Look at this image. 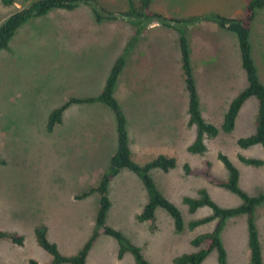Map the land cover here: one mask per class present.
<instances>
[{"label":"rangeland","instance_id":"374dc122","mask_svg":"<svg viewBox=\"0 0 264 264\" xmlns=\"http://www.w3.org/2000/svg\"><path fill=\"white\" fill-rule=\"evenodd\" d=\"M38 0L0 1V26L16 11ZM140 0H132L138 5ZM106 11L124 13L128 0H96ZM248 0H150V10L166 17L187 19L216 13L236 18ZM189 45L192 80L201 117L220 129L230 103L247 87L236 35L213 24L200 23L185 29ZM134 29L127 19L96 24L90 9L80 5L74 12L55 11L23 24L0 51V231L24 238L22 246L0 239V264H46L52 257L39 245L35 229L44 226L46 238L63 257L76 255L95 231L101 182L117 149L114 115L95 103L71 104L61 123L46 130L49 114L70 97L97 96L123 52ZM249 42L258 77L264 85V8L256 12ZM114 95L126 120L131 157L145 165L160 155L175 158L168 172L150 171V178L181 213L183 229L176 231L171 217L160 208L154 222L137 217L148 202L142 181L132 172H120L108 185L110 208L106 226L119 231L138 247L151 264H173L183 254L199 251L193 239L212 233L213 219L206 206L189 211L183 199H199L205 190L219 208H237L243 200L227 189L201 177L186 176L183 166L198 168L204 159L220 181L228 173L217 158L225 154L239 172L238 187L249 197L264 195V166H246L238 160H264V147L246 150L238 138L255 131L258 102L249 98L239 111L232 133L220 132L206 141L207 151H187L196 130L189 125V97L181 67L180 34L160 24H150L128 55ZM264 264V203L255 207ZM227 264H248L247 217L227 219L220 232ZM119 243L99 233L85 264H135L130 252L118 258ZM211 251L202 264H217Z\"/></svg>","mask_w":264,"mask_h":264},{"label":"trees","instance_id":"16d2710c","mask_svg":"<svg viewBox=\"0 0 264 264\" xmlns=\"http://www.w3.org/2000/svg\"><path fill=\"white\" fill-rule=\"evenodd\" d=\"M0 1L4 5H12L15 2V0ZM128 1L130 3L128 11L124 13H115L101 8L96 0H38L10 15L0 26V51L8 50L9 42L15 35L17 29L28 21L34 18L44 17L55 10L74 11L80 5L87 6L90 9L92 18L97 24L106 21H116L119 17H122L127 19L134 29L122 54L113 65L102 92L95 97L83 99L70 97L62 105L55 108L47 118L46 130L52 132L54 127L61 123L64 111L71 104H90L95 102L102 104L111 110L114 115L117 149L110 160L107 171L101 178L99 186L92 190V192H97L99 194V207L95 219L96 232L76 255L71 257L61 256L56 245L47 240L45 227H36L34 232L39 245L52 257L51 262L46 264H85L91 246L99 233H103L117 240L120 246L118 253L119 259L122 258L125 252H130L135 258V264H151L143 258L138 247L130 243L119 231L106 226V215L111 206L107 192L108 185L124 170L134 173L142 181L149 196L148 202L144 206L142 213L137 217L138 221L154 222L155 210L160 208L171 217L176 231H181L183 229L180 211L173 203L161 195L149 175L150 171L153 169H158L163 172L174 169L176 167L175 158L160 155L145 165H138L133 161L126 130V120L120 108V104L114 95L117 81L125 69L129 53L133 50L142 32L150 24L157 23L180 34L181 67L189 94V125L194 126L196 130L195 139L192 144L188 146L187 151L193 155H203L207 151V140L216 138L220 132L226 134L232 133L240 109L251 97H254L258 102L255 131L247 137L238 138L236 140V146L241 150H246L256 145L264 147V85L258 77L257 68L252 59L251 44L249 42L250 31L256 12L264 8V0H248L243 8L242 14L236 18H226L216 13H209L187 19L170 18L150 10V0H140L138 5H134L132 0ZM200 23H214L222 30L232 32L236 35L241 66L245 72L248 84L230 103L220 129L205 122L201 117L199 101L192 80L190 51L185 29L189 25H197ZM217 158L228 173V179L226 181H220L212 176L210 172L211 163L207 159H204L201 166L198 168H191L189 165L185 164L182 168L183 172L186 176L201 177L211 185L227 189L232 194L239 196L243 200V204L237 208H219L209 199L205 190L199 191V199L184 198L183 202L188 205L190 212H194L197 208L202 206H206L212 210V216L192 222L189 225L190 227L204 224L213 219H217L218 223L212 233L199 236L192 240V246L198 248L199 251L192 254H183L174 259L173 264H202L207 255L213 250H216L218 253L217 264H227L226 252L220 241V232L224 222L237 215H245L247 217L248 264H263L258 231L255 226L254 212L256 206L264 203V195L256 197L247 196L238 187L239 172L236 167L222 152L217 154ZM238 160L246 166H264V160L260 159L247 158L239 155ZM0 239L17 246H22L24 243V238L16 233L0 231ZM28 264L40 263L30 259Z\"/></svg>","mask_w":264,"mask_h":264},{"label":"crops","instance_id":"0c3cea01","mask_svg":"<svg viewBox=\"0 0 264 264\" xmlns=\"http://www.w3.org/2000/svg\"><path fill=\"white\" fill-rule=\"evenodd\" d=\"M243 8H244V6L242 7V11H243ZM77 9H75L74 11H76ZM56 11V10H55ZM55 11H52V12H55ZM57 11H64V10H57ZM74 11H64V12H74ZM242 11L240 12V14L237 16V17H239L241 14H242ZM52 12H50V13H52ZM49 13V14H50ZM49 14H47V15H49ZM46 15V16H47ZM45 16V17H46ZM103 23H105V22H102V23H100V24H103ZM97 24V23H96ZM208 24H213V25H215V26H217L216 24H214V23H208ZM218 27V26H217ZM219 28V27H218ZM191 56V58H192V55H190Z\"/></svg>","mask_w":264,"mask_h":264}]
</instances>
